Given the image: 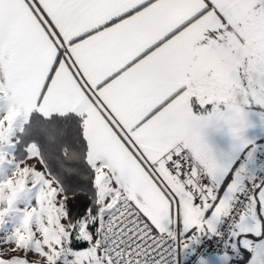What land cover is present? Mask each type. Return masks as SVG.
<instances>
[{
  "label": "snow or ice",
  "instance_id": "1",
  "mask_svg": "<svg viewBox=\"0 0 264 264\" xmlns=\"http://www.w3.org/2000/svg\"><path fill=\"white\" fill-rule=\"evenodd\" d=\"M262 141L264 0H0V264H264Z\"/></svg>",
  "mask_w": 264,
  "mask_h": 264
},
{
  "label": "crops",
  "instance_id": "2",
  "mask_svg": "<svg viewBox=\"0 0 264 264\" xmlns=\"http://www.w3.org/2000/svg\"><path fill=\"white\" fill-rule=\"evenodd\" d=\"M262 142H264V141H262ZM220 145H221L222 147H226V146H227V140L225 139L224 141H221V142H220Z\"/></svg>",
  "mask_w": 264,
  "mask_h": 264
}]
</instances>
